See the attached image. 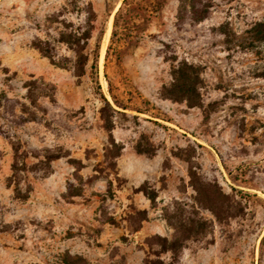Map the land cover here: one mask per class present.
I'll return each mask as SVG.
<instances>
[{
	"label": "rangeland",
	"instance_id": "rangeland-1",
	"mask_svg": "<svg viewBox=\"0 0 264 264\" xmlns=\"http://www.w3.org/2000/svg\"><path fill=\"white\" fill-rule=\"evenodd\" d=\"M128 1L0 0V264H264V0Z\"/></svg>",
	"mask_w": 264,
	"mask_h": 264
},
{
	"label": "trees",
	"instance_id": "trees-1",
	"mask_svg": "<svg viewBox=\"0 0 264 264\" xmlns=\"http://www.w3.org/2000/svg\"><path fill=\"white\" fill-rule=\"evenodd\" d=\"M128 2H129L128 0H122L121 5L118 7V9L116 10V12L114 14L113 26H115V23H116V20H117L118 16L121 14V11H122L123 7H125L126 5H127V8H126V14L127 15H128V13H131V12H134V11L139 12V10H141L137 6H132L130 3L128 4ZM92 20L93 19H89L90 23H89V26H88V31H87L86 36H85L86 38L91 36V30L93 29V25L91 23ZM128 20H130V17L127 20H125V21H128ZM258 25H261V24L259 23ZM113 34L114 33L112 32V35ZM74 41L75 42H70V44H71V48H72L73 52L77 56V63H78V67H79L78 68L79 71H78L77 75H81L84 72V65H85V62H86L87 58L85 56H83V53H82V49H83L84 46L80 42H78L77 38ZM37 48L40 49V47L38 45H37ZM108 48H109V46H108ZM92 53L94 55V58L97 57V52L95 51V48L92 49ZM93 60L95 61V59H93ZM94 61H92L91 64H90V69H92V70H94L96 68V64H95ZM97 65H98V59H97ZM111 97H112V100H113L115 105L125 108V106H123L120 102L117 101L115 96H113L111 94ZM105 101L107 102V100H105ZM44 152H45V157H46L47 160L55 159V158H57L59 156L57 153H54V151L50 150V149H46ZM12 169H13L14 173H16L18 170H21V168H19L18 165H17L16 156H15V161L12 164ZM63 263H65V264H82L83 260H81L80 257L72 258L70 255L66 254L63 257ZM143 264H155V263L152 260H150L149 258H145Z\"/></svg>",
	"mask_w": 264,
	"mask_h": 264
},
{
	"label": "bare ground",
	"instance_id": "bare-ground-1",
	"mask_svg": "<svg viewBox=\"0 0 264 264\" xmlns=\"http://www.w3.org/2000/svg\"><path fill=\"white\" fill-rule=\"evenodd\" d=\"M111 19H112V16H109V19L107 21V27H106V32H105V38H104V41L108 40V37H109V34H110V29H111ZM104 48H105V42L103 43L101 49H100V57H99V61H101L102 59V55H103V51H104Z\"/></svg>",
	"mask_w": 264,
	"mask_h": 264
},
{
	"label": "crops",
	"instance_id": "crops-1",
	"mask_svg": "<svg viewBox=\"0 0 264 264\" xmlns=\"http://www.w3.org/2000/svg\"><path fill=\"white\" fill-rule=\"evenodd\" d=\"M66 254L70 255L72 258L79 257L78 254H71L70 252H67ZM61 264H65V263H63V259H61ZM82 264H90V263L87 262V260H83Z\"/></svg>",
	"mask_w": 264,
	"mask_h": 264
}]
</instances>
